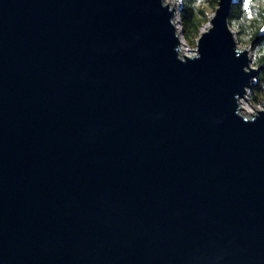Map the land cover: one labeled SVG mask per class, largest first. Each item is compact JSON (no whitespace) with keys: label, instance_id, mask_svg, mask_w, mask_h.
I'll return each mask as SVG.
<instances>
[{"label":"water","instance_id":"water-1","mask_svg":"<svg viewBox=\"0 0 264 264\" xmlns=\"http://www.w3.org/2000/svg\"><path fill=\"white\" fill-rule=\"evenodd\" d=\"M234 1L189 55L178 1L0 0V264H264Z\"/></svg>","mask_w":264,"mask_h":264},{"label":"trees","instance_id":"trees-1","mask_svg":"<svg viewBox=\"0 0 264 264\" xmlns=\"http://www.w3.org/2000/svg\"><path fill=\"white\" fill-rule=\"evenodd\" d=\"M242 0H235L231 8L230 23L238 22L239 32L243 38H238L242 43L249 42L255 47V63L260 66L257 78L251 86V102L260 104L264 101V33L261 28L264 25V1L243 0V9L239 4ZM245 2L253 10V15L246 12ZM219 0H183L180 10V18L184 39L189 45L194 46L198 36L202 32L204 24L210 14L216 10Z\"/></svg>","mask_w":264,"mask_h":264},{"label":"rangeland","instance_id":"rangeland-1","mask_svg":"<svg viewBox=\"0 0 264 264\" xmlns=\"http://www.w3.org/2000/svg\"><path fill=\"white\" fill-rule=\"evenodd\" d=\"M166 1L172 2V0H166ZM177 1H178V5H177V15H176V17H175V21H176V24L179 25L178 30H179V32L181 33V41H182V43L184 42V44H185V50H186V51H189V53H191V54H193V53L195 54V53H196L195 48L198 46V39H199L200 35L198 36V38H197V40H196V44H195L194 46L189 45L188 42L184 39V37H183V32H182L181 18H180V10H181L182 5H183V0H177ZM263 1H264V0H263ZM172 4H173L174 6L176 5V4H174V3H172ZM239 4L242 6V9H243V0H242ZM245 8H246V12H250L249 15H253V10H252V8L248 5L247 2H245ZM214 14H215V11H213V12L210 14L208 21L204 24V26H203V28H202V31L206 30V29L211 25V20H210V18H211ZM231 24H232V21H231ZM232 27H233V29H234L236 39L238 40V38L240 39V37L243 38V35H242L241 33H238V32H239V29H238V22H237V21H234V25H233ZM239 44H240L241 47H243V48L250 49V56L252 57V59H251V65L254 66V67H258V68H259L258 70L260 71V66L256 65V63H255V52H256V51H255V47H254V45L250 44L249 42L242 43L241 41L239 42ZM258 73H259V72H258ZM256 78H257V76L254 77L253 82L255 81ZM246 96L250 99V96H251V87L248 88L247 93H246ZM246 96H245V97H246ZM247 97H246V100H245V104H246V106H247L248 108L253 109L254 111H257L258 108H261V107L263 106L264 101H263L262 103H260V104H254V105L256 106V107H255V106L251 103V99L249 100ZM242 105H243V104H242ZM242 112H243V111H242ZM248 114L251 115L252 113H248Z\"/></svg>","mask_w":264,"mask_h":264},{"label":"bare ground","instance_id":"bare-ground-1","mask_svg":"<svg viewBox=\"0 0 264 264\" xmlns=\"http://www.w3.org/2000/svg\"><path fill=\"white\" fill-rule=\"evenodd\" d=\"M166 1V0H165ZM172 3H174V4H176L177 3V0H172ZM176 26H177V30H178V27H179V25L178 24H176ZM182 52L184 51L185 52V54H191V53H189V51H186L185 50V44H184V42L182 43ZM183 52V53H184ZM197 52V51H196ZM194 54V53H193ZM245 100H246V97H245V95L241 98V104H243L242 105V108H243V110H244V112L246 113V114H248V113H254L255 111L253 110V109H250V108H248L247 106H246V104H245Z\"/></svg>","mask_w":264,"mask_h":264},{"label":"built area","instance_id":"built-area-1","mask_svg":"<svg viewBox=\"0 0 264 264\" xmlns=\"http://www.w3.org/2000/svg\"><path fill=\"white\" fill-rule=\"evenodd\" d=\"M197 47H198V46H197ZM197 47H196V48H197ZM196 48H195V49H196ZM261 108H262V107H261Z\"/></svg>","mask_w":264,"mask_h":264}]
</instances>
